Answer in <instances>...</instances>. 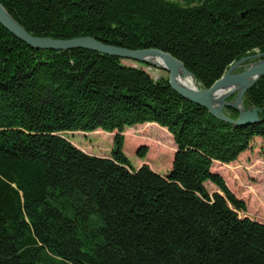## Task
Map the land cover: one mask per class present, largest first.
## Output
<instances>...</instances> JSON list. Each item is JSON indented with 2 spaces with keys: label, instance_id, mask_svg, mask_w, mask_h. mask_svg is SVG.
<instances>
[{
  "label": "trees",
  "instance_id": "trees-1",
  "mask_svg": "<svg viewBox=\"0 0 264 264\" xmlns=\"http://www.w3.org/2000/svg\"><path fill=\"white\" fill-rule=\"evenodd\" d=\"M0 2L36 37L167 52L200 89L264 54V0ZM122 61L37 50L0 24V264H264V224L213 171L264 140V77L244 98L259 120L239 126ZM151 123L176 146L164 174L124 152L123 133ZM99 130L117 133L109 157L63 135Z\"/></svg>",
  "mask_w": 264,
  "mask_h": 264
},
{
  "label": "rangeland",
  "instance_id": "rangeland-1",
  "mask_svg": "<svg viewBox=\"0 0 264 264\" xmlns=\"http://www.w3.org/2000/svg\"><path fill=\"white\" fill-rule=\"evenodd\" d=\"M122 63L127 66L143 68L155 78H169V73L163 70L150 68L130 60H123ZM248 63L250 62L243 65ZM244 69L246 68L236 69L234 73H240ZM235 96L228 101L234 102L237 99L236 94ZM116 134V132L106 133L99 130L98 133L76 132L63 135L87 154L109 157ZM123 136L125 138L124 152L133 167L138 169L143 165H148L160 174L171 169L176 146L173 137L166 129L155 123L144 124L127 129ZM213 171L219 173L229 189L239 199L245 201L247 212L240 213V217H249L264 224V140L256 139L251 147L231 164L216 163ZM206 186L210 193L218 191V188L211 183Z\"/></svg>",
  "mask_w": 264,
  "mask_h": 264
},
{
  "label": "water",
  "instance_id": "water-1",
  "mask_svg": "<svg viewBox=\"0 0 264 264\" xmlns=\"http://www.w3.org/2000/svg\"><path fill=\"white\" fill-rule=\"evenodd\" d=\"M0 24L19 40L37 50L71 51L85 49L166 71L169 73V85L176 93L189 102L206 108L214 117L239 126L253 124L259 120V110L252 109L247 111L244 106V98L245 94L264 77L263 53H257L240 60L233 64L227 73L216 81L211 88L200 89L194 76L187 70L185 65L171 54L161 50H128L104 44L92 37H80L71 40L36 37L15 21L1 2ZM156 61L162 62V66H158ZM246 62L250 63L243 65ZM243 67L246 69L240 73H234L236 69ZM181 73L193 78L195 81L194 88H184L180 85L179 77ZM235 94L237 95V99L234 102H229L228 100ZM226 108L238 110V119L234 121L226 116L224 114Z\"/></svg>",
  "mask_w": 264,
  "mask_h": 264
},
{
  "label": "bare ground",
  "instance_id": "bare-ground-1",
  "mask_svg": "<svg viewBox=\"0 0 264 264\" xmlns=\"http://www.w3.org/2000/svg\"><path fill=\"white\" fill-rule=\"evenodd\" d=\"M156 64L158 66H162L163 63L160 61H156ZM179 83L184 88H189V89H192L195 86V81L193 80V78L190 76H185L183 73H181V75L179 77Z\"/></svg>",
  "mask_w": 264,
  "mask_h": 264
}]
</instances>
